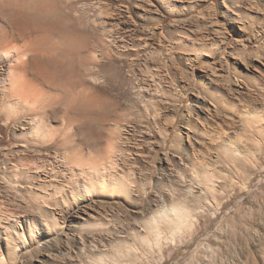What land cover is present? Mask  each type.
Returning a JSON list of instances; mask_svg holds the SVG:
<instances>
[{
    "label": "rangeland",
    "instance_id": "obj_1",
    "mask_svg": "<svg viewBox=\"0 0 264 264\" xmlns=\"http://www.w3.org/2000/svg\"><path fill=\"white\" fill-rule=\"evenodd\" d=\"M52 1L12 12L53 22L46 43L55 55H40L35 68L44 77V64L67 67L66 79L54 76L94 87L96 105L81 108L91 119L80 132L62 113L50 118L59 145L51 147L0 104V227L27 216L35 237L51 231L31 252L9 254L0 240L6 264H264V0H173L174 13L162 0ZM5 31L3 50L12 51L22 41ZM5 62L0 103L15 79L16 61ZM239 108L259 123L245 122ZM61 128L70 145L59 142ZM224 137L244 155L226 153ZM111 162L127 179L135 169L134 199L78 198L76 180L91 184L89 166ZM203 163L217 176L207 186ZM184 196L193 217L179 230L147 227L164 202Z\"/></svg>",
    "mask_w": 264,
    "mask_h": 264
},
{
    "label": "bare ground",
    "instance_id": "obj_2",
    "mask_svg": "<svg viewBox=\"0 0 264 264\" xmlns=\"http://www.w3.org/2000/svg\"><path fill=\"white\" fill-rule=\"evenodd\" d=\"M52 2H53L52 0H0V14H2V16H0V63L3 62L6 63L5 61H10L13 59L16 61L15 63H12L11 66L9 67L10 69L9 72L13 77H15V79L12 83V86L10 87V90L7 93H5L4 96L5 98L1 100L0 103L1 111H3L8 117L11 114L14 115V113L18 112L17 114L24 118L25 124L29 123L30 125H32L30 126L29 129L32 132V134L34 135L36 134V140L42 143L44 141H48V144L51 142L52 143L51 147L53 145H58V142L53 141L54 136L52 137L51 134L52 129L49 128L50 118L54 119L55 117H58L60 113H62L63 118L64 117L69 118V120H74L75 122L78 123L74 127L76 128L77 131H79L82 128V126H79V124L81 125L82 123H85L86 120L89 121V119H91L89 114H87L88 111H86L85 113V111L81 110V108L82 109H84L83 107L91 108L92 106L96 105L92 90L94 87L90 88V86L87 83H85V85H83L82 88H79L78 81H76L75 79L73 80L68 79V81L63 82V79L61 80V78H56L57 76H54V74H58V73H59L58 75L59 77H61L60 75L64 76L63 74L60 73H67L66 72L67 67L59 70L58 68H61V65L60 67H58L60 63L58 64L57 62L56 63L53 62L52 64L51 63L49 64V66H52V69L50 70L48 68L49 69L48 70L44 66L46 64H44L41 67V70L47 73V76L44 77L40 76L42 75V73L35 68L37 67L35 63L40 55L42 56L47 55L50 56V58L52 55H55L53 53V48H52L55 46L49 47L47 44L49 40L46 43V36L48 31H50V29L53 27V22L47 23L36 20L31 21L25 17L23 19L22 16H14V13L12 12L16 8L18 10H22V12L24 11L25 13L29 11L37 12L40 10L50 8V4ZM162 4L169 12H173V13L179 7L178 3L173 0H162ZM6 29H10L11 31H14L17 34V38L20 41H22V43L18 46H15L12 49V51L3 50V43L9 40L8 34L5 31ZM69 47L70 48H68V45L67 47L65 46L66 52L67 50H72V47L71 46ZM257 66H258L257 68H259L260 70L261 65L258 64ZM49 73L53 75L50 74L49 76L48 75ZM35 75H37V79L32 78ZM61 81L63 83L69 84L68 86L71 89L68 90L69 87L67 86L68 88L66 89L67 91H64L65 93L61 92L62 89L58 91L60 87H63L64 85H65L64 87H66V84L63 85ZM220 102L221 101H219V103ZM228 105L231 106L232 109L236 108L234 104L228 103ZM237 110L239 111V113H241L242 118L245 122L259 123V119H257L255 113L240 108ZM59 131L62 132L64 131L63 132L64 136L63 135H62L63 137L61 136L62 138L60 139L59 142L70 145V143L68 142L69 132L66 129H62V128ZM56 132L53 134H56ZM222 143H223L222 146H224L223 148L226 153H229L232 156L244 155L243 149H241V147L238 144L236 145L234 143L232 144L231 141H228L226 137H224ZM71 145H75V144H71ZM48 147L50 148V145ZM57 151L55 152L56 155L55 157L58 156ZM65 151H67V149ZM186 154H187L186 159L190 158V153L188 152ZM200 166L203 172V182L201 181L202 182L201 184L207 186V184L209 185L210 182L217 180V176L215 172L211 171L208 168V166H205L204 163L201 164ZM114 167H115L114 163H112L111 165L109 164L107 166H101L100 164L97 165L95 163L91 164V166H89L88 168V173L91 176L92 183L87 184L86 181L76 180V182H78V184H80L84 188L82 192L81 191L77 192L78 198L89 195H97V196L102 195V196H121L124 197V199H128V200L134 199L135 197L134 184L138 182L135 169L128 170L129 179H127L124 178L125 176L122 177V175L118 174ZM190 193L191 194L194 193V190L193 189L191 190V188H190ZM64 195L68 199L70 193L67 192ZM184 197L183 198L181 197L182 199L181 198L176 199L175 201L173 200V202L171 203L164 202V204H162L159 207V209L154 212L153 215H151L148 218H145L146 221L144 222H146L147 227L152 229L153 231L155 230L159 232L161 223L165 222V224H171L173 225V227L176 228V230H179L181 225L185 221L193 217L192 210L187 204V200H189V198L187 199L188 196H184ZM51 214L52 217H55V212H51ZM196 219L197 218H195V221ZM90 222L92 221H88V222L85 221L84 224L92 226L93 224H91ZM5 223L9 226L0 227V240L5 244L4 249H6V251L9 254L12 253L13 251H16V249L18 250L19 248L24 250L27 249V251H30L33 248L32 246H35L37 244L40 245V242L43 241L42 239L45 237L46 238L49 237V234L51 232L47 227H45L43 229L42 235L40 237L38 236L39 238L35 237V233L37 234L39 231L37 230L38 231L37 232L36 229L34 228L35 224L29 223L27 216H24L22 220H17L16 218H14L13 220H8ZM24 229L25 230L28 229V231L30 232V235L28 237L23 232ZM111 230L112 228L111 229L109 228L108 231ZM98 256L100 257V255ZM94 258H95L94 259L95 263L100 261V260L97 261L98 257H94ZM0 264H6V259H4V257H2L1 255H0Z\"/></svg>",
    "mask_w": 264,
    "mask_h": 264
}]
</instances>
